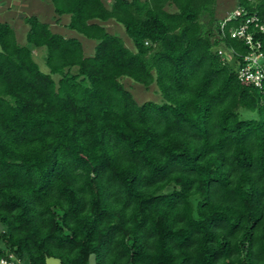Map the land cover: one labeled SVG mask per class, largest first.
Listing matches in <instances>:
<instances>
[{
	"label": "trees",
	"instance_id": "trees-1",
	"mask_svg": "<svg viewBox=\"0 0 264 264\" xmlns=\"http://www.w3.org/2000/svg\"><path fill=\"white\" fill-rule=\"evenodd\" d=\"M51 2L96 42L85 54L30 14L20 43L0 20V255L264 264V80L238 77L250 49L231 34L248 16L264 21V0H236L245 13L223 24L216 0ZM247 30L264 63V30ZM34 46H45L47 71ZM123 75L155 82L162 101L138 102Z\"/></svg>",
	"mask_w": 264,
	"mask_h": 264
},
{
	"label": "rangeland",
	"instance_id": "rangeland-1",
	"mask_svg": "<svg viewBox=\"0 0 264 264\" xmlns=\"http://www.w3.org/2000/svg\"><path fill=\"white\" fill-rule=\"evenodd\" d=\"M105 2L107 4L109 0H105ZM236 6V0H216L214 5L215 18L220 22V24H223L224 18L228 17L231 10H233ZM168 8L172 7L169 6ZM30 14H36L42 20L47 21L54 31L60 32L65 36H76L79 38L86 54L93 52L95 40L88 38L79 31L66 26L64 23L69 19V14L63 13L57 15L53 10V4L51 0H0V20L7 21L11 26H13L16 39L21 43H27L25 39V33L27 31L28 24L25 21V17ZM208 18L209 15L206 13L201 16L203 22H207ZM100 22L103 23L105 28L110 32L121 36L125 45L129 46L130 48H134L131 37L125 32V29L120 22L116 21L114 18H108ZM217 48L223 52V55L226 58L232 60L233 62V57L231 54L227 53L223 47L218 46ZM32 51L33 56L38 62L40 68L47 71L48 67L45 63V46H34ZM237 63L238 62H233L235 66H237ZM56 75L57 74L54 76ZM120 80L125 85V87L132 92L134 98L138 102L146 99L162 101V96L155 82H151L146 86L127 75L121 76ZM240 114L246 117L257 115L255 111L246 109H241ZM14 262L16 264H26L25 260L20 258H16Z\"/></svg>",
	"mask_w": 264,
	"mask_h": 264
},
{
	"label": "built area",
	"instance_id": "built-area-1",
	"mask_svg": "<svg viewBox=\"0 0 264 264\" xmlns=\"http://www.w3.org/2000/svg\"><path fill=\"white\" fill-rule=\"evenodd\" d=\"M243 13H245L243 8L236 6L233 10H231L228 17L224 18V22ZM248 22H254L255 26L264 30V21L260 23L256 15H251L246 18L243 24L231 31L232 35H239L240 37H243L250 49L244 55L243 61L239 63L237 73L241 80L254 83L255 85H260L262 80H264V63L262 61L263 54L261 50H259L260 41L255 39L253 34L247 30ZM16 258L18 257H16V255L12 252H9L7 255H0V264H16L14 262Z\"/></svg>",
	"mask_w": 264,
	"mask_h": 264
},
{
	"label": "water",
	"instance_id": "water-1",
	"mask_svg": "<svg viewBox=\"0 0 264 264\" xmlns=\"http://www.w3.org/2000/svg\"><path fill=\"white\" fill-rule=\"evenodd\" d=\"M47 264H61V261L59 258L54 256H49L46 258ZM88 264H96V255L95 253H91L88 257Z\"/></svg>",
	"mask_w": 264,
	"mask_h": 264
},
{
	"label": "crops",
	"instance_id": "crops-1",
	"mask_svg": "<svg viewBox=\"0 0 264 264\" xmlns=\"http://www.w3.org/2000/svg\"><path fill=\"white\" fill-rule=\"evenodd\" d=\"M53 10H54V6H53ZM56 13V12H55ZM57 14V13H56ZM69 14V13H68ZM58 15V14H57ZM38 16V15H37ZM40 18V17H39ZM69 18H70V14H69ZM41 19V18H40ZM2 21H4V20H2ZM68 21H69V19L64 23L66 26H68L67 25V23H68ZM49 24V23H48ZM50 26V25H49ZM13 27V26H12ZM51 28V27H50ZM52 29V28H51ZM73 29V28H72ZM27 30H28V28H27ZM53 30V29H52ZM27 32V31H26ZM57 32V31H56ZM89 38V37H88ZM25 39H26V33H25ZM79 39V38H78ZM18 41V40H17ZM19 42V41H18ZM96 42V41H95ZM21 43V42H20ZM94 45H95V43H94ZM94 45H93V51H94ZM85 53V52H84ZM93 53V52H92ZM92 53H90V54H92ZM86 54V53H85Z\"/></svg>",
	"mask_w": 264,
	"mask_h": 264
}]
</instances>
